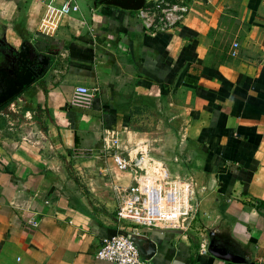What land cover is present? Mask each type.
I'll return each mask as SVG.
<instances>
[{"label":"crops","instance_id":"obj_1","mask_svg":"<svg viewBox=\"0 0 264 264\" xmlns=\"http://www.w3.org/2000/svg\"><path fill=\"white\" fill-rule=\"evenodd\" d=\"M64 1L0 0L6 41L27 42L35 54L58 49L65 79L94 89L89 109L67 110L70 87L49 88L37 100L53 119L46 132L16 137L0 110V264H109L94 257L120 225L114 182L103 178L110 168L101 157L103 131L146 140L133 127L138 97L150 103L164 91L176 93L191 120L183 137L195 154L188 177L197 184L200 221L192 233L140 228L138 238L155 244L159 264H264V0H195L183 23L163 33L143 30L134 11L103 0H76L79 13L65 16ZM209 5L237 23L231 42L218 40L221 25L202 21ZM153 147L167 163L165 144ZM87 150L92 156L71 176L65 160Z\"/></svg>","mask_w":264,"mask_h":264},{"label":"built area","instance_id":"obj_2","mask_svg":"<svg viewBox=\"0 0 264 264\" xmlns=\"http://www.w3.org/2000/svg\"><path fill=\"white\" fill-rule=\"evenodd\" d=\"M190 4V0H148L135 17L145 31L172 32L186 19ZM59 11L65 16L74 15L79 13V7L76 0H65ZM238 49V44L233 43L228 56L237 58ZM93 96L94 89L77 85L69 103L89 109ZM123 135L117 129L103 131L101 157L109 162V172L115 177L112 189L120 225L116 234L103 240L94 257L109 264H159L153 257L145 259L140 255L134 238L139 237L140 228L177 230L183 234L196 231L201 212L197 184L191 177L172 174L167 163L155 157L149 140L132 141ZM28 224L37 226L32 219ZM199 246L206 251V237Z\"/></svg>","mask_w":264,"mask_h":264},{"label":"rangeland","instance_id":"obj_3","mask_svg":"<svg viewBox=\"0 0 264 264\" xmlns=\"http://www.w3.org/2000/svg\"><path fill=\"white\" fill-rule=\"evenodd\" d=\"M147 1L148 0H144L143 4H146ZM194 1L190 0V5H192ZM191 7L192 6H190L189 13H191ZM134 14L136 15V11H134ZM201 15L202 21L205 24L212 23L218 28L219 25H221V29L217 33L218 40H226L227 42L232 41L233 35L231 32L236 29L237 23H227V20L229 19L228 12L222 11L220 8L218 9L216 5H209V7H206L203 12L201 11ZM236 20L237 19H234L232 21ZM225 25L226 28L222 30V27ZM210 30L216 29L211 28ZM0 37L4 39L1 31ZM15 45H18L17 41ZM58 51V49H52V46L44 49L42 54H48L52 59L50 60L48 66V69L49 67L50 69L47 71L45 77L33 82V84L25 88L21 94L14 97L8 104L0 109L3 113L8 114V117H4L3 120L5 121L1 122V124L4 127H7V129L13 128L12 130H6L8 133L14 134L16 137H18V135L21 134V131H30L31 128H37L42 132H46L52 128L53 119L50 117V113L48 110L40 108L37 104L38 98L46 94L48 89L52 86L65 84L66 86L70 87V97L64 109L87 110L78 107H72L69 103L73 95V89L76 85L69 79H65V73L67 70L65 62H63V58L61 56L58 58H55L54 56L58 55ZM0 66L1 69H5L2 58H0ZM42 88H45L44 93L42 92ZM138 98L140 105L136 107V110L133 112L135 115H139V118L133 124L134 129L136 131L146 133V135H148L146 140L151 141L152 145L156 147H159L160 143L165 144L167 152L165 154L163 153L162 156L165 157L170 172L174 175H180L188 178V176H190L192 173V170L190 169L191 164H193L192 158H195V154L193 152L191 154L189 153L191 145L189 141L190 139L188 136L185 138L183 136L186 129L191 124V120L188 114H185L186 110H184V108L177 103L176 93L173 91H164V93L154 96V100H149L150 103L147 101L144 102V98L141 96ZM192 148H194L193 150L195 151V149L198 147L193 146ZM88 152L89 150L85 151L84 154L80 156V158L76 157L77 154H72L70 157H68V159L65 160L66 167L71 170V176L73 174L72 170H74L72 169L73 165L79 163L80 160L86 159V157L88 158L92 156ZM196 152L198 153V151ZM197 155L200 157L199 153ZM174 156H178L179 163H175L173 161ZM106 172L107 171L103 172L105 175L103 178L109 180L112 179V182H115L114 174L109 171L108 173ZM100 176L102 175H99L98 177Z\"/></svg>","mask_w":264,"mask_h":264},{"label":"water","instance_id":"obj_4","mask_svg":"<svg viewBox=\"0 0 264 264\" xmlns=\"http://www.w3.org/2000/svg\"><path fill=\"white\" fill-rule=\"evenodd\" d=\"M105 4L111 6H117L123 10L127 11H137L139 10L144 3V0H103ZM28 43L22 42L18 51H16L15 56L17 59L23 64H25V60H27L28 52ZM34 56L37 59V63L42 66H47L50 58L42 55L35 54ZM31 63V61H28ZM23 64V65H24ZM12 69L5 68L4 70H0V107L7 104L14 97L18 96L23 92L25 88L33 84L34 82V73L31 69L25 68V66L21 67L19 71L17 67H11ZM36 76L41 75V73L35 74ZM134 242L140 252V255L145 259H151L155 252L156 246L153 242L149 240L140 239L138 237L134 238ZM146 243L147 248H144V244ZM208 252L212 255L221 258L226 261L237 262L236 258L229 255H223L214 250L212 246L209 247Z\"/></svg>","mask_w":264,"mask_h":264},{"label":"flooded vegetation","instance_id":"obj_5","mask_svg":"<svg viewBox=\"0 0 264 264\" xmlns=\"http://www.w3.org/2000/svg\"><path fill=\"white\" fill-rule=\"evenodd\" d=\"M19 47L20 46L18 47H15L14 45L12 46L8 41L0 37V58H2L4 61V65H5L4 68L12 69L11 67H17L18 70L20 71L21 67L25 66V68L31 69V71L34 73V78H35L34 82L45 77L48 71V66H49L50 61L48 62L47 66L39 65L37 63L36 57L34 56L35 52H33L29 47L28 48L29 53L27 54V57H26L27 60H25V64L23 63L24 64L23 65L15 56L16 51L14 49L18 51ZM28 61H31V63H28ZM38 73H41V75L36 76L35 74H38Z\"/></svg>","mask_w":264,"mask_h":264},{"label":"trees","instance_id":"obj_6","mask_svg":"<svg viewBox=\"0 0 264 264\" xmlns=\"http://www.w3.org/2000/svg\"><path fill=\"white\" fill-rule=\"evenodd\" d=\"M42 89H43V91H44V88H42ZM8 103H9V102H8ZM8 103H7V104H8ZM5 105H6V104H5ZM5 105L1 106L0 109H1L2 107H4ZM258 204H263V202H259Z\"/></svg>","mask_w":264,"mask_h":264}]
</instances>
